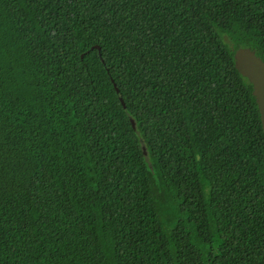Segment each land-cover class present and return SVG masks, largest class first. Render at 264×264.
<instances>
[{
	"label": "trees",
	"instance_id": "16d2710c",
	"mask_svg": "<svg viewBox=\"0 0 264 264\" xmlns=\"http://www.w3.org/2000/svg\"><path fill=\"white\" fill-rule=\"evenodd\" d=\"M242 45L264 0H0V264H264Z\"/></svg>",
	"mask_w": 264,
	"mask_h": 264
},
{
	"label": "water",
	"instance_id": "95a60500",
	"mask_svg": "<svg viewBox=\"0 0 264 264\" xmlns=\"http://www.w3.org/2000/svg\"><path fill=\"white\" fill-rule=\"evenodd\" d=\"M215 30L222 37V41L227 44L230 50H233V42L226 33L220 32L217 28ZM100 51V47H96ZM233 62L239 75L252 86V94L255 97L256 104L260 113V119L262 128L264 131V60L257 55L256 50L242 45L235 50L233 55ZM116 92L119 94V90L114 84ZM121 103L125 108V103L121 99ZM129 119L135 128L134 119L129 115ZM144 152L146 150L144 148Z\"/></svg>",
	"mask_w": 264,
	"mask_h": 264
}]
</instances>
